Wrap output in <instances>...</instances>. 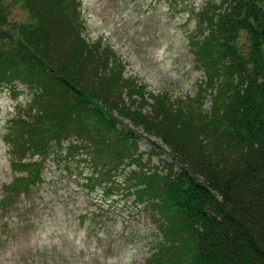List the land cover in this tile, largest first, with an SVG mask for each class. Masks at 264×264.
Here are the masks:
<instances>
[{"label": "trees", "instance_id": "obj_1", "mask_svg": "<svg viewBox=\"0 0 264 264\" xmlns=\"http://www.w3.org/2000/svg\"><path fill=\"white\" fill-rule=\"evenodd\" d=\"M79 4L0 0V85L30 89L24 111L5 123L13 175L1 186L4 211L39 185L49 158L89 165L91 184L115 180L121 167L141 163L136 127L169 161L161 173L128 168L120 193L104 187L113 193L106 212L129 204L135 216L130 206L148 201L165 236L161 247L189 241L183 262L264 264V0L203 6L198 26L208 33L189 45L205 78L193 97L172 101L124 76L109 46L86 41ZM12 8L18 20H8Z\"/></svg>", "mask_w": 264, "mask_h": 264}, {"label": "rangeland", "instance_id": "obj_2", "mask_svg": "<svg viewBox=\"0 0 264 264\" xmlns=\"http://www.w3.org/2000/svg\"><path fill=\"white\" fill-rule=\"evenodd\" d=\"M220 1L80 0L82 36L89 43H97L99 49L109 46L119 57L124 76L144 84L147 92H165L171 101L193 97L205 70L196 63L190 39L196 35L201 40L208 33L207 28L198 26L203 22L198 13L206 3ZM17 9L8 12L9 21L19 18ZM198 28L203 29L201 33ZM239 40L243 43L245 37L241 35ZM28 98L25 86L0 87V199L2 183L12 177L11 149L3 139L5 123L11 115L21 114L18 108L24 111L21 107L26 106ZM147 98L145 110L149 111L153 101ZM210 105L208 96L203 108L209 110ZM123 123L134 127L128 119ZM134 128L141 163L121 167L110 183H89V165L71 160L58 163L49 158L38 186H33L28 195H20L9 210L4 211L0 205V264H191L183 262V250L189 247V241L170 244L171 251L161 247L166 243L165 236L148 201L130 206L131 212L137 209L133 217L127 215L129 204L116 207L113 203L116 210L106 212L111 200L104 187L120 193L128 168L161 173L162 161H169L167 152L154 147L151 139ZM61 152L64 154L65 149ZM142 164L143 168L139 166ZM133 198L131 194L127 197L130 202ZM111 213L116 217L109 221L106 215ZM156 253L159 256L153 258Z\"/></svg>", "mask_w": 264, "mask_h": 264}]
</instances>
